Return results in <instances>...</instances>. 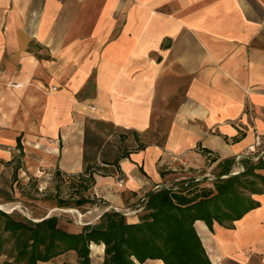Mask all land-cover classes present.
Instances as JSON below:
<instances>
[{"label": "crops", "instance_id": "1", "mask_svg": "<svg viewBox=\"0 0 264 264\" xmlns=\"http://www.w3.org/2000/svg\"><path fill=\"white\" fill-rule=\"evenodd\" d=\"M128 133L159 141L108 157ZM85 153L109 168L95 189L123 206L167 177L172 154L212 170L232 159V173L261 162L264 175V0H0V201L41 175L84 174ZM262 188L245 190L258 204L241 218L195 222L212 264H264Z\"/></svg>", "mask_w": 264, "mask_h": 264}, {"label": "trees", "instance_id": "2", "mask_svg": "<svg viewBox=\"0 0 264 264\" xmlns=\"http://www.w3.org/2000/svg\"><path fill=\"white\" fill-rule=\"evenodd\" d=\"M85 144L97 149L101 146L99 137L90 135L89 129ZM118 159L105 158L104 162L116 165ZM85 161L89 163L78 176L79 185L87 180V173L93 180L92 159L87 153ZM232 165V159L218 164L214 187L201 186L202 181L193 177L184 178L181 186L150 189L144 194L143 209L136 214L138 221L109 210L95 223L69 231L54 215L35 221L0 210V251L10 248L8 256L15 264L48 262L69 251L76 252L78 264H91L94 245L103 249V264H144L148 259H160L165 264H212L195 222L203 220L212 229L214 221L237 220L258 204L245 190L263 192L264 175L257 172L263 168L261 162L244 160V169L237 174L232 173ZM89 187L84 186L86 190ZM4 195L11 200L10 195Z\"/></svg>", "mask_w": 264, "mask_h": 264}, {"label": "rangeland", "instance_id": "3", "mask_svg": "<svg viewBox=\"0 0 264 264\" xmlns=\"http://www.w3.org/2000/svg\"><path fill=\"white\" fill-rule=\"evenodd\" d=\"M91 126L95 128V132L103 134L111 133L114 130L100 122L91 123ZM154 134L155 136L152 133L149 136L146 134L141 138L142 141H140L136 139L137 137L134 134L128 133L127 138L123 139L122 142L118 141L117 137L112 136L110 138L112 141L103 146V151H106L110 158L122 153H128L129 151L140 149L144 144L159 141L157 133ZM184 161L185 164L175 163L172 167L168 168L170 173L166 178L159 180L157 183L161 185L181 186L184 178L193 177L201 178L202 183H209L210 172L212 175H216L219 172L215 168L212 170V163L209 161L196 166L189 165L186 158ZM159 167L161 168V166H158V169ZM108 169L105 166H91L93 180H90L89 173H87L85 175L87 180L83 185H79L80 179H78V175H41L38 177L39 180H29L24 184L19 183L17 189L14 190L11 200L0 201V210L35 221L54 215L58 217L61 227L69 231H77L84 223H95L106 210L118 208L119 211L123 212L126 210L132 211L143 206L142 198L145 193L130 205L123 206L115 203V196L118 192H110L109 188L103 190L95 189V177L109 172ZM110 169L113 170L115 168L110 167ZM121 178L123 177L120 176L118 180ZM85 185H90L89 189L86 190L84 188ZM83 199L85 200L84 202H82ZM1 206L7 208H2ZM93 248L94 253L92 254L91 246V264H103L104 252L102 247L94 245ZM8 259L4 260L3 264L12 262L15 264L13 257H8ZM65 260L67 262L65 261L64 264H78V258L74 252L68 255Z\"/></svg>", "mask_w": 264, "mask_h": 264}, {"label": "built area", "instance_id": "4", "mask_svg": "<svg viewBox=\"0 0 264 264\" xmlns=\"http://www.w3.org/2000/svg\"><path fill=\"white\" fill-rule=\"evenodd\" d=\"M184 156L183 155H179V154H172L171 155V157H170V159H171V161H173L174 162V164L175 163H183V164H185V161H184ZM175 170H176V168H175ZM239 171H234L233 172V174H235V173H238ZM209 179L211 180L212 179V177L210 176L209 177ZM196 181H200L201 180V178H196L195 179ZM118 183H119V186H123V184H124V179L123 178H121L120 180H118ZM163 186H165V187H170V186H173V185H161V184H157V185H155V187H154V189H158V188H160V187H163ZM175 187H177V186H175ZM145 196H143V201L145 200ZM143 209V206H141V207H139V208H137V209H134V210H132V211H130V210H126V211H123V213L125 214V215H128V216H131V215H133V214H137V213H139L141 210ZM110 210V209H109ZM108 210V211H109ZM115 210L116 211H119L118 210V208H115ZM121 212V211H120Z\"/></svg>", "mask_w": 264, "mask_h": 264}, {"label": "bare ground", "instance_id": "5", "mask_svg": "<svg viewBox=\"0 0 264 264\" xmlns=\"http://www.w3.org/2000/svg\"><path fill=\"white\" fill-rule=\"evenodd\" d=\"M1 207H2V206H1ZM2 208H7V207L3 206Z\"/></svg>", "mask_w": 264, "mask_h": 264}]
</instances>
